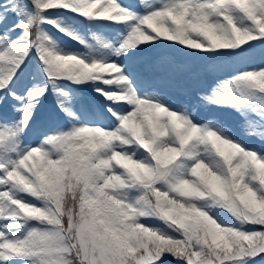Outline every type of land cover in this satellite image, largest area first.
I'll use <instances>...</instances> for the list:
<instances>
[{
	"label": "snow or ice",
	"instance_id": "obj_1",
	"mask_svg": "<svg viewBox=\"0 0 264 264\" xmlns=\"http://www.w3.org/2000/svg\"><path fill=\"white\" fill-rule=\"evenodd\" d=\"M168 258L264 264V0H0V264Z\"/></svg>",
	"mask_w": 264,
	"mask_h": 264
},
{
	"label": "rangeland",
	"instance_id": "obj_2",
	"mask_svg": "<svg viewBox=\"0 0 264 264\" xmlns=\"http://www.w3.org/2000/svg\"><path fill=\"white\" fill-rule=\"evenodd\" d=\"M126 2H134V0H126ZM216 109H213V111L214 112H218L219 114H220V116H222V114H221V111L220 110H216ZM200 116H201V118H206L207 116H208V113H201L200 114ZM223 118L222 119H225L224 121H225V123H227L229 126H232V125H234V122H235V119L233 118V117H229V116H227V117H225V116H222ZM250 144H255V145H257L258 146V141H255V140H249L248 141ZM167 264V263H166Z\"/></svg>",
	"mask_w": 264,
	"mask_h": 264
},
{
	"label": "trees",
	"instance_id": "obj_3",
	"mask_svg": "<svg viewBox=\"0 0 264 264\" xmlns=\"http://www.w3.org/2000/svg\"><path fill=\"white\" fill-rule=\"evenodd\" d=\"M220 111H221L222 116H225V117H227V116L233 117L235 120L238 119L236 117V114L235 113H230L228 110H220ZM222 116H221V118H223ZM223 120H225V119H223ZM166 263L167 264H174V262L171 261V258H168V261H166Z\"/></svg>",
	"mask_w": 264,
	"mask_h": 264
}]
</instances>
